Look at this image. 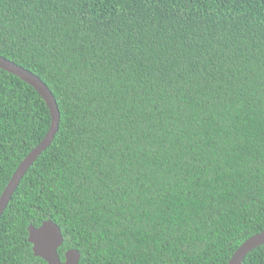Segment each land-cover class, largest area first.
Segmentation results:
<instances>
[{
	"label": "trees",
	"instance_id": "16d2710c",
	"mask_svg": "<svg viewBox=\"0 0 264 264\" xmlns=\"http://www.w3.org/2000/svg\"><path fill=\"white\" fill-rule=\"evenodd\" d=\"M0 54L61 121L0 218V264H227L264 230V0H0ZM50 110L0 68V195ZM242 264H264V244Z\"/></svg>",
	"mask_w": 264,
	"mask_h": 264
},
{
	"label": "water",
	"instance_id": "95a60500",
	"mask_svg": "<svg viewBox=\"0 0 264 264\" xmlns=\"http://www.w3.org/2000/svg\"><path fill=\"white\" fill-rule=\"evenodd\" d=\"M0 68L19 77L35 88L45 100L50 113L51 124L46 136L36 145L20 162L7 185L0 195V218L7 208L13 194L28 169L35 163L39 156L53 143L59 131L61 111L57 99L40 76L32 70L0 54ZM29 241L33 245L34 254L42 257L48 264H78L81 253L77 249H68L65 260H62L58 249L64 241L60 226L52 219L45 220L40 226L29 225ZM264 244V230L247 238L233 253L227 264H242L246 256L255 248Z\"/></svg>",
	"mask_w": 264,
	"mask_h": 264
}]
</instances>
